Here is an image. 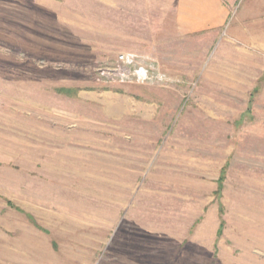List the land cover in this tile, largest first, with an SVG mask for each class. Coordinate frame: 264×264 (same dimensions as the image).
<instances>
[{"label":"rangeland","instance_id":"374dc122","mask_svg":"<svg viewBox=\"0 0 264 264\" xmlns=\"http://www.w3.org/2000/svg\"><path fill=\"white\" fill-rule=\"evenodd\" d=\"M42 1L0 36V264H264V0Z\"/></svg>","mask_w":264,"mask_h":264},{"label":"crops","instance_id":"0c3cea01","mask_svg":"<svg viewBox=\"0 0 264 264\" xmlns=\"http://www.w3.org/2000/svg\"><path fill=\"white\" fill-rule=\"evenodd\" d=\"M42 2L46 3L42 0H0V36H8L15 33L23 37L25 34L33 35L35 27L37 26L38 30L40 28ZM16 21L18 23H15ZM3 135L1 136L3 138L1 145L4 149H7L8 143L4 140L5 137ZM24 192V186L19 189H13L9 187V183L5 188L0 189V194L10 199H14L15 197L22 199ZM5 244H8L5 236L0 235L1 247Z\"/></svg>","mask_w":264,"mask_h":264},{"label":"built area","instance_id":"2783aa9c","mask_svg":"<svg viewBox=\"0 0 264 264\" xmlns=\"http://www.w3.org/2000/svg\"><path fill=\"white\" fill-rule=\"evenodd\" d=\"M151 63L131 53H120L113 68V74L123 80H137L141 82L157 80L156 72ZM161 80V78H160Z\"/></svg>","mask_w":264,"mask_h":264}]
</instances>
